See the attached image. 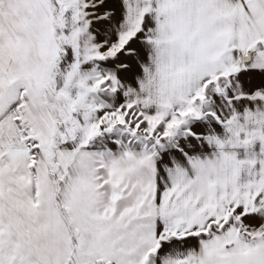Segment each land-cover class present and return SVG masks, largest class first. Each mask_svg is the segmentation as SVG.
Returning a JSON list of instances; mask_svg holds the SVG:
<instances>
[{
	"label": "snow or ice",
	"instance_id": "6c2138e0",
	"mask_svg": "<svg viewBox=\"0 0 264 264\" xmlns=\"http://www.w3.org/2000/svg\"><path fill=\"white\" fill-rule=\"evenodd\" d=\"M0 264H264V0H0Z\"/></svg>",
	"mask_w": 264,
	"mask_h": 264
}]
</instances>
